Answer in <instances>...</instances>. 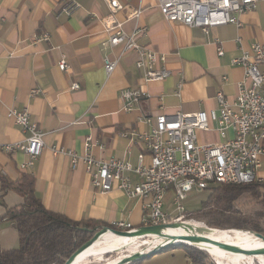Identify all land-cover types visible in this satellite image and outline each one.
<instances>
[{
	"label": "crops",
	"instance_id": "1",
	"mask_svg": "<svg viewBox=\"0 0 264 264\" xmlns=\"http://www.w3.org/2000/svg\"><path fill=\"white\" fill-rule=\"evenodd\" d=\"M118 1L121 8L113 17L125 32L145 28L138 42L166 56L165 66L171 72L168 78L145 82L135 68L134 53L110 48L102 22L109 14L104 0H75L79 6L68 16H57L61 0H0V172L11 180L24 172L33 175L36 194L44 207L69 219L105 225L123 221L137 228L144 215L143 199L129 198L116 188L97 192L90 186L81 163L71 168L68 156L53 155L50 148L83 154L89 137L92 146L87 152L93 157L135 164L137 154L146 151L136 139L139 133L150 130L148 118L160 113L191 114L216 109L218 90L233 101L243 69L232 65L231 59L241 56L255 41L264 44V1L256 9L239 15L240 27L227 24L212 28L207 34L199 28L165 20L157 0ZM41 34H47L48 40L34 41ZM217 46L223 49L222 56L217 55ZM61 54L68 65L65 71L58 69ZM107 55L118 58L109 76L103 67ZM222 76H227V81L222 82ZM179 79L182 86L176 96ZM73 83L79 88L72 90ZM123 88H140L148 97L125 111L119 98ZM35 89L40 93L32 95ZM11 109H26L30 120L43 132L42 154L26 169L19 168L27 160L24 153L3 149L26 136L8 118ZM210 125L209 131H197L200 143L223 140L215 124ZM120 132L128 136L121 137ZM128 175L137 181L133 173ZM257 177L264 185V157ZM168 193L171 199V192L165 198ZM21 202L22 198L13 191L4 194L0 219L6 208ZM17 244L15 229L0 220V247L10 249Z\"/></svg>",
	"mask_w": 264,
	"mask_h": 264
},
{
	"label": "built area",
	"instance_id": "2",
	"mask_svg": "<svg viewBox=\"0 0 264 264\" xmlns=\"http://www.w3.org/2000/svg\"><path fill=\"white\" fill-rule=\"evenodd\" d=\"M57 14L70 15L79 5L75 0H61ZM109 14L102 18L110 48L120 47L121 53L132 52L136 55V70L146 81H162L171 74L165 66L166 56L138 42V37L145 34V28L125 32L122 24L115 20L114 14L121 8L118 0H104ZM163 18L192 28H199L207 34L210 29L233 24L240 27L239 15L256 9L262 0H157ZM264 1V0H263ZM138 12H134L137 15ZM48 35L41 34L34 38L47 41ZM241 42V38H237ZM217 55H223L220 46ZM118 64V58H103V67L109 76ZM232 65L243 69V76L237 83L235 99L229 101L222 90L215 94L217 108L191 114L177 112L173 115L160 113L148 118L150 130L137 135L138 141L145 146V152L137 154L136 163L117 158L97 159L88 151L92 146L88 137L86 151L79 154L70 149L50 148L53 155L65 154L69 157L71 168L79 163L84 166L89 176L90 186L97 192L106 193L116 188L129 198L144 200V215L140 226H153L179 222L185 211L184 201L188 194L207 191L217 185H232L259 181L257 171L264 157V44L253 42L241 56L231 59ZM68 65L64 54L58 61V69L65 71ZM222 82L227 76L221 77ZM182 79L176 84L175 94L179 96ZM73 83L71 89H78ZM40 90H32L38 94ZM148 94L140 88H123L119 98L125 111L145 99ZM8 118L26 134L23 141L6 144L3 149L9 153L21 151L27 160L19 168L31 167L42 154L44 148L43 132L30 120L26 109H11ZM214 123L221 139L219 143H200L197 131L211 130ZM230 132L231 136H227ZM126 137L127 133L120 132ZM133 173L134 182L128 177ZM172 191L169 205L163 209L165 195ZM139 226V227H140ZM112 229L132 231L131 223L116 221Z\"/></svg>",
	"mask_w": 264,
	"mask_h": 264
},
{
	"label": "trees",
	"instance_id": "3",
	"mask_svg": "<svg viewBox=\"0 0 264 264\" xmlns=\"http://www.w3.org/2000/svg\"><path fill=\"white\" fill-rule=\"evenodd\" d=\"M34 184L35 179L29 173L24 172L20 178L11 180L0 172V204L3 205L4 194L8 191L22 198L20 204L6 208L0 219L9 222L18 234L15 247H0V264H63L80 245L92 237L94 228H112L111 225L92 220L74 221L46 209L36 194ZM200 193L202 198L199 205L191 210L185 209L181 220L199 227L203 225L202 228L246 234L251 238L249 232L264 236V185L261 182L217 185ZM243 199H246L245 202ZM250 204L259 208L250 209ZM171 246H165L159 252ZM183 246L191 263L209 264L203 256L208 253L204 248L197 247L205 253ZM143 259L139 258L129 264H140Z\"/></svg>",
	"mask_w": 264,
	"mask_h": 264
},
{
	"label": "rangeland",
	"instance_id": "4",
	"mask_svg": "<svg viewBox=\"0 0 264 264\" xmlns=\"http://www.w3.org/2000/svg\"><path fill=\"white\" fill-rule=\"evenodd\" d=\"M255 42H258V41H255ZM169 192H171V195H172V191H169ZM169 197H170V193L167 194L165 199H167V201H169L168 200V199H170ZM201 198H202V194L200 192H197L195 190L191 191L183 203L185 209L191 210V209L196 208L199 205ZM244 200H246V199H243V202H245ZM167 201H165V202H167ZM168 204L165 203V205L163 206V209H165L168 206ZM249 208L250 209H258L259 207L257 205H254V204H250ZM180 221L182 222V224L185 227H188L187 231L185 230L182 232L183 235L184 234H188V235L197 234L200 236L212 238V237H217L220 234L221 235L227 234V235H230L231 238L233 237L235 239V241L238 242L239 244H245L251 240V237L249 235H246V234H237V233L231 234L230 232H222L221 230H217V229L202 228L203 225L201 227H199L193 223L186 222V220L180 219ZM151 238L154 239L153 236H151ZM152 239L144 237V238H140L139 240L138 239L128 240V241L124 242L125 244L124 243L119 244V246L116 248L115 251H112L110 254H108L106 256H104L102 254L99 256H95V257L86 259L88 261L85 264H104L107 261L112 260L113 258L123 257V256L126 257L128 254H131L134 252H142L143 253L146 250V253H147L150 250V248L147 244L150 242H154V241L157 242L156 239H154V241H152ZM98 248L99 247H96L92 251L97 250ZM184 248L185 247L183 245H173L169 248H166V250L164 249L162 252L147 256L146 258H144L140 262V264H194V263H191L188 260V258L186 257ZM193 248L197 249L195 247H193ZM92 251H90V252H92ZM202 252L205 253V251H202ZM207 252L208 253L203 254V256H205L206 263H209V264H215V260H214L215 258L212 255H215V257L218 259L219 264H264L261 262L260 259H256L253 256L247 255V254H240V256H232L231 259H227L224 256L217 255L216 253L212 252L211 250H208ZM262 258H263V256H262ZM84 260H82L81 262H83ZM81 262H79L78 264H83ZM118 263L119 262H117L116 264H118Z\"/></svg>",
	"mask_w": 264,
	"mask_h": 264
},
{
	"label": "bare ground",
	"instance_id": "5",
	"mask_svg": "<svg viewBox=\"0 0 264 264\" xmlns=\"http://www.w3.org/2000/svg\"><path fill=\"white\" fill-rule=\"evenodd\" d=\"M188 227H185L182 223H180L177 226H167V227H163L162 232L167 233V234H171V235H176V236H185L182 241H178L177 243H183V244H191L197 247H201L204 248L205 250H211L212 252L216 253L217 255H221L226 257L227 259H231L232 256H240V254H244V253H238V252H233V251H228L222 248H219L215 245H213L212 243L206 242V241H202L199 240L197 238L194 237H189L188 234H182L183 231H187ZM252 236L251 240L245 244H239L238 242L235 241V239L230 235L224 234V235H218L217 237H212L211 239L213 240H217L220 242H224V243H228L243 249H252V248H258L259 247H264V241L256 238L255 236H253L252 234H250ZM154 237V239H156L157 242L154 241V239L151 238V236L147 237L152 239V241L154 242H150L147 245L149 246L151 251H154L155 249L159 248L160 246H163L166 244H171L172 242H174L175 240L172 239L171 237H158L157 235H152ZM132 239H140L139 237H127V236H117L113 233L108 234V235H102L99 240L95 241L93 244H91V246H89L87 249H85L77 258H75V260L73 261L72 264H78L79 262H81L82 260H86L95 256H99L105 253H109L112 251H115L116 248L119 246V244L124 243L128 240H132ZM125 244V243H124ZM123 245V244H122ZM102 246V247H101ZM121 246V245H120ZM99 247L97 250L92 251L94 248ZM101 247V248H100ZM92 251V252H90ZM211 254V253H210ZM215 259V264H219L218 259L215 257V255H212ZM256 259H260L262 263H264V259L262 258L261 255H251ZM123 258H125V256L123 257H116L113 258L110 261H107L104 264H116L117 262H120ZM222 259V258H221ZM223 260V259H222ZM225 260V259H224Z\"/></svg>",
	"mask_w": 264,
	"mask_h": 264
},
{
	"label": "water",
	"instance_id": "6",
	"mask_svg": "<svg viewBox=\"0 0 264 264\" xmlns=\"http://www.w3.org/2000/svg\"><path fill=\"white\" fill-rule=\"evenodd\" d=\"M180 222H170L167 224H160V225H153V226H140L137 227V229L132 230V231H122V230H114L110 227L107 226H101L100 228H94V233L92 235V237L87 240L86 242H84L82 245H80L74 252L73 254H71L65 261L63 264H72L73 261L75 260V258H77L85 249H87L89 246H91V244H93L95 241L99 240V238L104 235L107 232H112L113 234L117 235V236H127V237H139V238H144V237H149L152 235H157L158 237H171L172 239H174L175 241L172 242L171 244H166L163 246H160L159 248L155 249L154 251L151 252H147V253H142V252H134L131 254H128L125 258H123L118 264H129L132 261L135 260H139L142 258H146L147 256H150L152 254H155L156 252H159L162 248H164L165 246H169V245H186V246H190V247H195L197 248V246L191 245V244H183V243H177L178 241H182V239L185 236H174L171 234H167L162 232L161 229H163V227H167V226H177L179 225ZM251 233L253 236H255L256 238H259L261 240L264 241V236H262L261 234L258 233H253V232H249ZM189 237H194L197 238L199 240L202 241H206L209 243H212L213 245L228 250V251H233V252H238V253H244L247 255H264V247H259L258 248H252V249H243L228 243H224V242H220L217 240H213L211 238L208 237H204V236H200L197 234H191L189 235ZM199 250H201L200 248H197Z\"/></svg>",
	"mask_w": 264,
	"mask_h": 264
}]
</instances>
